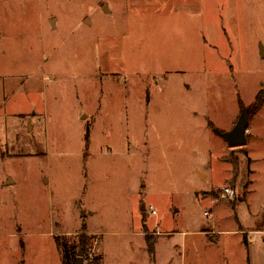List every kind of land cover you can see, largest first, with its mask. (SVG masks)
<instances>
[{
    "label": "rangeland",
    "instance_id": "374dc122",
    "mask_svg": "<svg viewBox=\"0 0 264 264\" xmlns=\"http://www.w3.org/2000/svg\"><path fill=\"white\" fill-rule=\"evenodd\" d=\"M262 50L264 0H0V264H249Z\"/></svg>",
    "mask_w": 264,
    "mask_h": 264
},
{
    "label": "crops",
    "instance_id": "0c3cea01",
    "mask_svg": "<svg viewBox=\"0 0 264 264\" xmlns=\"http://www.w3.org/2000/svg\"><path fill=\"white\" fill-rule=\"evenodd\" d=\"M243 164L240 165L246 169L248 168L246 158L242 159ZM241 167V168H242ZM246 179V178H245ZM247 179L244 181L246 182ZM243 184L245 185V183ZM236 189L238 190V182L236 184ZM143 208H141V216H142ZM217 223V218H213L211 220L212 225H216ZM238 228L235 229L233 232L238 233L237 235H243V239L247 240V245H248V260L249 264H264V216L257 215L254 217L253 222L251 223H244L243 221H239L238 223ZM246 225H252L246 226ZM224 232V231H223ZM219 237L223 236L222 235V230L219 229L218 231L215 232ZM198 234H201L198 232Z\"/></svg>",
    "mask_w": 264,
    "mask_h": 264
},
{
    "label": "water",
    "instance_id": "95a60500",
    "mask_svg": "<svg viewBox=\"0 0 264 264\" xmlns=\"http://www.w3.org/2000/svg\"><path fill=\"white\" fill-rule=\"evenodd\" d=\"M262 57L264 58V51L262 50ZM249 123V112L247 109H243L239 120L232 130L228 132H218L217 134L224 139L231 147L244 145L247 142V130ZM144 210V207H143ZM75 264H84V245H82L78 258Z\"/></svg>",
    "mask_w": 264,
    "mask_h": 264
},
{
    "label": "trees",
    "instance_id": "16d2710c",
    "mask_svg": "<svg viewBox=\"0 0 264 264\" xmlns=\"http://www.w3.org/2000/svg\"><path fill=\"white\" fill-rule=\"evenodd\" d=\"M263 103H264V88L256 96L255 102L252 104V107L254 109H258L259 107L262 106ZM240 104H242V101H240ZM247 110H248V112L250 114L249 110H251V109L249 108ZM244 240H245V243L247 245V240L246 239H244ZM146 241H147L148 251H149L150 255H154V253H155V245H156L155 239L147 236ZM62 260H63V264H73V263L70 262L69 255L66 252H63ZM96 260H97V263H95V264H99V262L102 261V259H100V258H97Z\"/></svg>",
    "mask_w": 264,
    "mask_h": 264
},
{
    "label": "built area",
    "instance_id": "2783aa9c",
    "mask_svg": "<svg viewBox=\"0 0 264 264\" xmlns=\"http://www.w3.org/2000/svg\"><path fill=\"white\" fill-rule=\"evenodd\" d=\"M222 195L225 196V197H229L231 199H234L237 196V192H236L235 189H233L231 187H227V188L223 189V194ZM150 212H151L152 215H156L157 214L155 212V210H153L152 208H151Z\"/></svg>",
    "mask_w": 264,
    "mask_h": 264
}]
</instances>
